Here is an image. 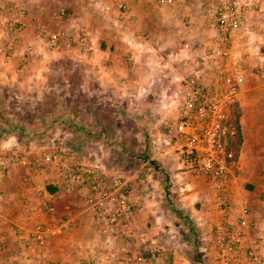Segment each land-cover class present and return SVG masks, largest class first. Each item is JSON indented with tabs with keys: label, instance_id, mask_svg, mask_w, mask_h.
<instances>
[{
	"label": "crops",
	"instance_id": "1",
	"mask_svg": "<svg viewBox=\"0 0 264 264\" xmlns=\"http://www.w3.org/2000/svg\"><path fill=\"white\" fill-rule=\"evenodd\" d=\"M221 2L222 0H101L98 3L88 0H0V14L2 10L12 12L15 3L25 8V12L19 14L23 28L20 38L9 42L0 39L2 60L3 48L8 44H12L14 48L13 55L9 58L11 65L6 63L3 68L0 67V77L3 81L14 78L21 90L36 89L35 84L28 83L33 72L19 67L25 58L26 45L31 44L34 51L27 56L31 59L30 66L38 53L41 57L39 60L43 61L48 60L47 56H51L49 60L56 59L59 62H71L70 58L77 57L87 68V63H90L86 71L95 72V69L102 79L106 77L108 81H113L111 83L114 89L100 84L103 91H113L120 93L119 95L128 91L150 92L155 88L152 86L155 84L153 78L157 75L154 71L156 51L165 49L168 52L180 46L175 52L180 56L178 65L181 67L186 62L188 65L184 70L187 72L190 60L184 59L181 54L190 52L191 44L195 43L203 52L214 42L217 33L215 13ZM121 3H126L127 8L121 9ZM59 7L68 8L65 26L71 32L83 29L90 31L95 43L92 54L54 51L37 39L34 31L36 24L44 21L53 27L51 11ZM0 21L1 24V16ZM145 35L149 38H145ZM7 36H4L5 39ZM184 42L188 44L183 47ZM230 50L234 59L240 61V65L245 66L246 70L243 71L242 94L237 103L241 110L243 142L237 159L236 176L228 185V194L230 201L236 205L245 204L254 208L252 217L259 222L257 229L264 236V77L261 76L264 71V0H255V7L244 13L241 27L232 33ZM171 56L172 53L168 58ZM171 67L175 68L173 65ZM178 73L181 72L175 68L174 74ZM167 75L172 77L173 72ZM11 121L12 118L7 120L5 116L0 117V155L18 150L36 156L50 145L34 140L32 132L20 127H5ZM61 123L65 125L68 121L62 120ZM63 137L69 141L68 134H63ZM88 148L92 149V146ZM162 155L167 163L169 158L176 157L177 163L175 160L174 166L169 168L176 181L183 182L193 178L196 186L200 187L203 178L181 172L177 168L179 161L174 152L165 151ZM246 181L250 184L243 186ZM174 186H177V182ZM0 188L6 193V198L0 202V245L5 247L0 252V264H9L14 259L23 260L24 264H45L48 259H64L73 264L85 261L102 264L107 250L115 242L116 235L111 229H122L118 224L94 222L87 210V189L66 190L49 168H27L14 163ZM175 189L179 195L175 197L182 204L187 205L188 199L202 196L198 191L200 188L186 195L180 193V188ZM45 197L55 207L50 214L41 208ZM133 201L135 203L134 199ZM25 203L33 208L29 215H25ZM137 216L139 217L138 213L134 212L131 221L138 222ZM37 222L49 223L53 227L59 224L66 226L61 233H52L41 244L17 234L18 225L32 226ZM139 243V240L136 241L132 251L139 247Z\"/></svg>",
	"mask_w": 264,
	"mask_h": 264
},
{
	"label": "rangeland",
	"instance_id": "2",
	"mask_svg": "<svg viewBox=\"0 0 264 264\" xmlns=\"http://www.w3.org/2000/svg\"><path fill=\"white\" fill-rule=\"evenodd\" d=\"M22 29L11 32L2 21L0 39L6 42L18 40ZM187 44L184 42L182 46ZM179 47L168 52L162 48L156 51L154 71L157 75L153 78L155 84L152 86L155 88L150 92L128 91L119 95L113 91H103L100 84L114 89L113 81H108L106 77L102 79L95 69V72L86 71L89 62L87 68L77 57H69L71 62H59L49 60L51 56H47L48 60L43 61L39 60L41 57L38 53L30 66L31 59H28L25 51V58L19 67L33 72L28 83L35 84L36 89L21 90L14 78L3 81L0 77V117L13 120L5 127L11 129L16 126L32 132L34 140L49 143L48 147L55 144L75 148L87 159L96 160L105 169L117 171L130 180L132 198L135 200L133 213H138V222H132L130 218V225L122 226L117 232L111 229L116 235L115 242L107 250L102 264H220L217 226L225 223L228 217L221 213L214 194L202 176L200 187L196 186L193 178L186 180L192 185L190 192L200 188L198 191L202 196L188 199L187 205L177 201L175 196L179 195L175 188L179 189L185 181H176L175 175L170 173V166H174L175 160L177 163L176 157L169 158L167 163L162 155L165 151L176 154L168 142L170 135L167 127L174 117L175 108L168 105L170 100L164 95L172 94L179 88V73L174 74L175 68L181 73L186 72V62L181 67L178 65L180 56L176 53ZM171 53L173 56L168 58ZM181 57L184 56L181 54ZM4 59L0 58L2 68L10 61L5 56ZM171 72L172 77L167 75ZM25 86L28 87L27 84ZM62 120L68 123L64 125ZM62 133L68 134L69 141L64 139ZM262 175L264 180V172ZM245 184L250 183L246 181L242 185ZM230 202L233 212H239L242 206H248L251 210L252 225L245 229L244 247L250 244L251 237L261 236L264 249V236L257 229L259 222L252 217L254 208ZM129 229L132 236L124 233ZM138 240L139 247L132 251ZM154 246L160 248V254H152ZM4 249L2 247L0 252ZM136 253L141 254L143 259H136ZM52 262L55 260L48 259L45 264ZM58 262L73 264L64 259ZM9 264L24 262L14 259ZM80 264L98 262L85 261ZM236 264L252 262L248 258H241Z\"/></svg>",
	"mask_w": 264,
	"mask_h": 264
},
{
	"label": "built area",
	"instance_id": "3",
	"mask_svg": "<svg viewBox=\"0 0 264 264\" xmlns=\"http://www.w3.org/2000/svg\"><path fill=\"white\" fill-rule=\"evenodd\" d=\"M88 1L98 3L101 0ZM119 7L126 9L127 4L121 3ZM253 7L255 0H222L215 13L217 33L214 42L203 52L196 44H191L190 52L182 53L184 59H190V66L187 72L179 74L178 90L164 95L170 100L168 105L175 108L174 117L167 127L170 135L168 142L176 151L179 169L183 173L204 177L221 213L228 217L225 223L217 226L220 264H236L241 258H248L252 264H264L261 236H253L247 247L243 245L245 229L252 225L250 208L242 206L239 212H233L228 194V185L236 176L238 159L230 143L237 135V126L231 122V110L240 100L243 71L246 70L240 61L234 59L230 42L232 33L242 25L244 13ZM13 9L15 13L2 10L0 16L11 32H18L22 29L19 14L24 13L25 8L15 3ZM51 15L54 27L45 22L35 26L39 41L54 51L67 50L85 55L94 52L95 43L89 31L71 32L65 26L69 15L66 7L53 9ZM26 46L27 54L34 51L31 44ZM13 52L12 44L3 48L6 58H10ZM261 76L264 77V71ZM14 163L27 168L51 169L61 186L68 191L87 189V210L94 222L130 225L134 211L130 180L117 171L105 169L96 160L87 159L75 148L52 144L36 156L18 150L2 154L0 184L6 180ZM191 189V183L185 181L181 184L180 192L186 195ZM5 198V191L0 188V202ZM41 208L47 214L55 210L52 201L46 197L41 202ZM23 209L25 215H29L33 208L25 203ZM65 226L59 224L52 227L37 222L32 226L18 225L16 232L40 244L52 233H61ZM124 233L132 236L130 229ZM152 254H160V248L154 246ZM134 257L143 259L138 253ZM50 264L64 263L55 261Z\"/></svg>",
	"mask_w": 264,
	"mask_h": 264
},
{
	"label": "trees",
	"instance_id": "4",
	"mask_svg": "<svg viewBox=\"0 0 264 264\" xmlns=\"http://www.w3.org/2000/svg\"><path fill=\"white\" fill-rule=\"evenodd\" d=\"M237 105L238 104L236 103L231 110V122L237 126V135L230 140L231 147H233L235 151V158H238L240 148L243 142V134L240 125L241 110L238 108Z\"/></svg>",
	"mask_w": 264,
	"mask_h": 264
}]
</instances>
